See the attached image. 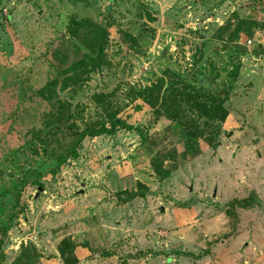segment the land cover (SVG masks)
<instances>
[{
	"label": "rangeland",
	"instance_id": "1",
	"mask_svg": "<svg viewBox=\"0 0 264 264\" xmlns=\"http://www.w3.org/2000/svg\"><path fill=\"white\" fill-rule=\"evenodd\" d=\"M232 11L264 20V0H0V227L11 222L0 264L26 242L40 253L35 264H62V237L75 244L74 264H264V30L224 43L217 29ZM81 18L107 27L110 66L58 95L95 123L92 96L102 93L145 140L119 127L85 137L54 172L68 131L44 123L48 105L35 90L62 67L54 50L65 63L83 52L67 33ZM117 29L135 37L140 53L121 49ZM173 74L223 97L227 114L212 122V144L188 143L189 130L134 93ZM171 149L175 167L160 180L149 160ZM26 168L40 173L42 187L27 182L15 203ZM250 193L258 203L233 206L230 218L228 201Z\"/></svg>",
	"mask_w": 264,
	"mask_h": 264
},
{
	"label": "trees",
	"instance_id": "2",
	"mask_svg": "<svg viewBox=\"0 0 264 264\" xmlns=\"http://www.w3.org/2000/svg\"><path fill=\"white\" fill-rule=\"evenodd\" d=\"M256 29L264 30V20H257L250 16L240 17L235 11H232L218 27L217 33L222 31L226 33L224 40L222 39L225 43L230 41L231 38L238 37L239 34L251 36ZM67 33L72 38L81 39L85 45L83 52L72 61L65 63L64 54L54 50L53 56L62 64V67L56 76L47 80L35 90V94L48 105V111L44 115V123L46 125L64 124L68 131L69 141L54 155L55 162L52 170L54 172H57L60 165L67 158H73L77 155L80 142L85 137L112 134L119 127L125 130H134L139 136L140 142L145 140V134L138 126L132 125L117 116L111 106L104 103L102 93L92 96L100 106L99 120L95 123L84 122L79 113L80 111L71 108L70 101L58 95V91L83 82L91 72L101 71L102 68H109L110 66V61L105 53L108 34L106 26L85 18L72 19L67 28ZM116 33L119 42L124 46L121 49L125 52L140 53L134 36L122 29H117ZM255 51L257 54L260 53L261 46L257 45ZM173 76L174 78L168 77L165 80L157 78L149 86L144 89H137L134 93L155 115H162L165 119L176 122L189 130L188 143L198 138L212 144L218 133V127L213 126L212 122L214 120L223 121L227 114L223 105V97L221 100L219 93L213 90L205 91L190 85L177 74H173ZM76 119L82 122L81 127L75 124ZM174 155V151L171 149L151 156L149 164L158 179H164L174 169L175 163L172 161ZM165 161L169 162L165 164ZM27 182L42 187L40 173L33 168H26L13 185L15 203H18L20 192ZM136 193L144 195L146 190L139 186ZM132 194L130 193V195ZM254 202L258 203L252 193L241 199L232 198L228 201L225 212L230 218H233V206L247 208ZM233 222L232 220V225ZM10 227V221L0 227V261L4 258L3 239ZM74 247L75 244L69 237H62L58 241L57 251L62 264L76 263L77 257L74 254ZM179 254L191 255L187 251H181ZM39 258L40 253L34 244L26 242L19 246L18 253L9 264H35Z\"/></svg>",
	"mask_w": 264,
	"mask_h": 264
},
{
	"label": "water",
	"instance_id": "3",
	"mask_svg": "<svg viewBox=\"0 0 264 264\" xmlns=\"http://www.w3.org/2000/svg\"><path fill=\"white\" fill-rule=\"evenodd\" d=\"M39 189V188H38ZM37 195V192L35 193V196Z\"/></svg>",
	"mask_w": 264,
	"mask_h": 264
}]
</instances>
